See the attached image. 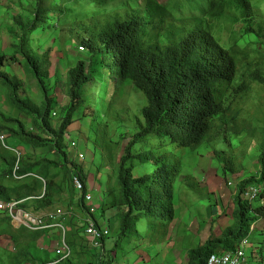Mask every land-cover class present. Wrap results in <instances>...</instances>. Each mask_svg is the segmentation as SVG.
Masks as SVG:
<instances>
[{
    "label": "trees",
    "instance_id": "obj_1",
    "mask_svg": "<svg viewBox=\"0 0 264 264\" xmlns=\"http://www.w3.org/2000/svg\"><path fill=\"white\" fill-rule=\"evenodd\" d=\"M55 1L36 0L31 6L33 19L25 23L17 20L19 26L13 30V36L20 43L12 58L14 65L21 67L23 76L19 71L18 76L0 69V84L5 88L9 101L20 113L36 114L35 124H42L49 133V138H42L27 133L17 119H5V122L15 125V128L0 126L7 140L15 144L16 149L24 146L33 153L39 151L40 157L35 163L23 162L21 158L17 163V156L7 153L0 143V198L4 201L23 200L20 207L33 212L47 209L53 205L59 190L58 183L49 175V168L71 165L77 175L73 177H78L84 186L83 192L79 193L80 202L95 218L84 203L83 194L89 192L86 189L87 177L70 161L64 150V136L74 122L73 115L80 108L84 109V114L85 111H93L91 106L84 105L82 90L94 78V60L88 63L78 60L67 71L69 103L64 117L54 127L49 119L52 104L43 80L50 60L34 50L38 45L34 32L41 27L45 29L49 14L62 12L68 0H61L59 4ZM222 21L246 24L247 33L256 35L264 45V17L252 0H209L202 16L186 19L169 17L165 7L155 0H136L135 6L126 5L109 13L90 15L69 23L63 30L84 45L91 56H100L103 65L111 67L110 74L120 82L111 102H115L118 96H125L129 88L141 92L145 99L141 109L143 124L129 138L116 164L120 195L111 207L128 209L121 223L124 235L129 226L137 231L134 220H148L149 231L155 229L157 222L164 228V221L174 213V184L181 172L182 157L226 136L231 125L237 123L253 104V94L264 95V59L257 58L251 62L250 54L244 49L224 46L214 33ZM3 64L4 55H0V66ZM27 73L37 79L42 92L44 99L40 110L18 97V83ZM151 140L158 146L148 152L135 153L138 145ZM106 154L110 163L111 152ZM50 155H53L52 159ZM137 160L151 166L144 175H135ZM259 162L261 176L238 184L240 193L235 198L234 223L221 236H211L203 245L193 248L188 264H208L212 254L237 250L250 234L251 226L264 218V209L245 197L248 186L264 184V149ZM230 163L226 169L237 172L236 163ZM95 221L98 223L96 218ZM163 228L159 231L163 232ZM81 230L83 226L79 234ZM33 232L39 234L42 231ZM110 238L104 241L105 247ZM68 244L71 247V243ZM19 252L17 256L20 257L22 251ZM107 252L109 256L105 264H111L115 258L112 257L113 251ZM95 256L100 260L99 253Z\"/></svg>",
    "mask_w": 264,
    "mask_h": 264
},
{
    "label": "rangeland",
    "instance_id": "obj_2",
    "mask_svg": "<svg viewBox=\"0 0 264 264\" xmlns=\"http://www.w3.org/2000/svg\"><path fill=\"white\" fill-rule=\"evenodd\" d=\"M87 1L68 0L63 5L62 12L49 14L45 29L41 27L34 32L38 39L34 50L50 60L43 74L44 85L52 104L49 119L57 127L65 115V107L69 103L67 71L78 60L87 63L94 60V78L82 90L84 105L91 106L93 111H85L84 114V109L80 108L73 115L74 122L64 136V150L70 161L87 177L86 189L93 195V203L97 207L94 214L96 220L101 225L111 227V238L106 241L107 250L113 251L112 257H115L111 264H188V256L193 248L203 245L211 236H221L234 223V203L240 193L238 184L245 179L261 176L259 157L264 149V95L253 94V104L244 112L243 118L231 125L226 136L182 157L181 172L174 184V213L164 221V228L157 222L155 229L149 231L148 220H134L137 231L129 226L126 234H122V217L128 209L124 206L111 207L120 195L116 164L123 155L129 138L143 124L141 109L145 105V99L141 92L129 88L125 96H118L115 102H111L120 86L119 80L110 74L111 67L104 66L100 56H91L84 45L70 38L63 30L68 28L69 23L87 16L109 13L126 5L135 6L136 0ZM155 1L165 7L169 17L186 19L202 16L209 0ZM35 2L36 0H0V55H4V64L0 66L2 71L17 75L20 73L23 76L21 67L14 65L12 58L20 43L13 36V30L19 26L17 20L25 23L33 19L31 6ZM60 2L61 0L55 1L56 4ZM252 4L264 17V0H252ZM245 28L246 24L242 22L230 24L222 21L215 27L214 33L224 46H237L248 52L251 62L257 58L264 59V45L256 35L247 33ZM18 85V97L32 108L40 110L44 98L37 79L27 73ZM92 112H95L94 118ZM35 117L36 114L29 116L20 113L9 101L5 88L0 84V126L15 128L14 124L5 122V119H17L27 133L46 138L49 136L48 131L42 124H35ZM95 124L104 128L98 129ZM8 140V145L16 149L15 144ZM72 141L77 143L76 147L83 153L84 160L80 161L75 156L77 149L70 147ZM154 146L158 144L152 140L140 144L135 153L148 152ZM17 150L21 151L23 162L35 163L40 157L39 151L33 153L24 146H19ZM6 152L14 155L8 149ZM110 152L112 161L109 163L106 153ZM49 157L52 159L53 155ZM230 162L236 163L237 172L232 173L226 169V166L231 165ZM72 167L49 168V175L58 183L59 190L53 205L38 211L44 213L61 209L66 213L65 235L58 228L45 229L39 234L26 228L15 229L8 217L0 213V264H49L59 260L57 249L62 245L64 236L71 243L72 255L63 264H97L95 250L78 232L90 215L73 186L72 177L77 175ZM150 167L139 160L135 161V175H144ZM0 201L4 200L0 198ZM219 210H223V214H219ZM57 220L61 221V218ZM161 228L164 229L163 232L159 231ZM248 239L250 244L263 246L264 250V235L250 233ZM19 251H22L20 257L17 256ZM257 252V255H261ZM249 255H252V249L249 250ZM260 258H264V251ZM260 264H263V260Z\"/></svg>",
    "mask_w": 264,
    "mask_h": 264
},
{
    "label": "built area",
    "instance_id": "obj_3",
    "mask_svg": "<svg viewBox=\"0 0 264 264\" xmlns=\"http://www.w3.org/2000/svg\"><path fill=\"white\" fill-rule=\"evenodd\" d=\"M81 49H84L81 47ZM6 134L0 131V143L8 150L12 151L14 155L17 156L18 160L21 158V154L17 149L12 148L7 143ZM77 143L72 141L70 147L77 149ZM76 157L78 160H84V155L82 152L77 150ZM17 168V166H16ZM15 168V170H16ZM233 185V183H229ZM73 186L79 192L82 193L84 186L78 177H73ZM84 203H86L92 214L97 212V207L93 203V195L89 192L83 194ZM245 197L251 200L253 203L262 209H264V184L263 185H250L245 190ZM23 202L11 200V201H0V213H4L6 217L10 219L11 224L15 229L26 227L32 231H42L49 228H58L66 233V213L61 209H57L52 212H33L29 210L22 209L20 204ZM223 210H219V214H223ZM61 218V221L57 219ZM83 230H81L82 237L84 240L89 242L96 254L99 253L100 260H97V264H105L108 261V252L105 249L104 241L111 236L110 228L106 225H101L97 223L95 219L90 216L85 223H83ZM82 239V240H83ZM62 245L57 249L59 255V260L53 261L49 264H58L61 260L69 259L72 255V249L69 246L65 236L62 239ZM251 246L248 237L244 238L240 244V247L231 252H222L221 254H212L209 258L208 264H260L263 259L258 255L257 257H252L249 255V247ZM264 264V261H263Z\"/></svg>",
    "mask_w": 264,
    "mask_h": 264
},
{
    "label": "crops",
    "instance_id": "obj_4",
    "mask_svg": "<svg viewBox=\"0 0 264 264\" xmlns=\"http://www.w3.org/2000/svg\"><path fill=\"white\" fill-rule=\"evenodd\" d=\"M219 224V222H218ZM220 226V225H219ZM218 228H221V227H218ZM258 232V235L259 234H262L264 235V218H260L258 221H256L252 226H251V230H250V233H256ZM252 249V257H257V251H259L262 255L263 253V246L259 247V246H255L253 244H251V246L249 247V250ZM260 255V256H261Z\"/></svg>",
    "mask_w": 264,
    "mask_h": 264
},
{
    "label": "bare ground",
    "instance_id": "obj_5",
    "mask_svg": "<svg viewBox=\"0 0 264 264\" xmlns=\"http://www.w3.org/2000/svg\"><path fill=\"white\" fill-rule=\"evenodd\" d=\"M73 150V149H72ZM78 150V149H77ZM38 176V175H37ZM252 235V234H251ZM248 237V236H247Z\"/></svg>",
    "mask_w": 264,
    "mask_h": 264
}]
</instances>
